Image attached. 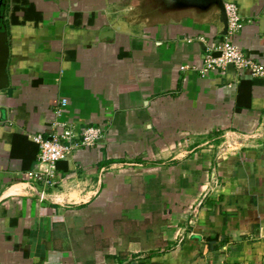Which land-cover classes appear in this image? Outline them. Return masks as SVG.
I'll return each instance as SVG.
<instances>
[{"label": "crops", "instance_id": "1", "mask_svg": "<svg viewBox=\"0 0 264 264\" xmlns=\"http://www.w3.org/2000/svg\"><path fill=\"white\" fill-rule=\"evenodd\" d=\"M28 1L40 26L10 25L0 6V264H264V78L201 76L225 40L219 11ZM223 1L244 21L232 43L264 67V0ZM57 122L104 135L44 190L10 140L50 137Z\"/></svg>", "mask_w": 264, "mask_h": 264}, {"label": "built area", "instance_id": "2", "mask_svg": "<svg viewBox=\"0 0 264 264\" xmlns=\"http://www.w3.org/2000/svg\"><path fill=\"white\" fill-rule=\"evenodd\" d=\"M224 10L227 19V34L225 40L216 47L207 49L204 63L199 70L201 76L217 70H226L233 66L236 71H248L252 77L264 78V67L250 57L243 54L233 43L234 37L244 27V21L239 14V9L234 3H225ZM214 53H219L218 57ZM64 101L62 106H65ZM55 131L50 137L41 134L33 135L31 140L37 144L39 153L37 164L26 173L27 179L42 185L44 190L52 188L56 181V164L65 161L79 149H93L103 138V131L98 127H87L80 132L72 125L57 122ZM206 196L203 197L204 200ZM39 199H46L45 191L39 194Z\"/></svg>", "mask_w": 264, "mask_h": 264}, {"label": "trees", "instance_id": "3", "mask_svg": "<svg viewBox=\"0 0 264 264\" xmlns=\"http://www.w3.org/2000/svg\"><path fill=\"white\" fill-rule=\"evenodd\" d=\"M26 22H33L35 26H40L42 23L41 13L28 0H14L8 23L10 25H21ZM10 145V157L21 160L23 170L26 173L34 169L39 153L37 144L30 142L26 136L14 133L11 135Z\"/></svg>", "mask_w": 264, "mask_h": 264}, {"label": "water", "instance_id": "4", "mask_svg": "<svg viewBox=\"0 0 264 264\" xmlns=\"http://www.w3.org/2000/svg\"><path fill=\"white\" fill-rule=\"evenodd\" d=\"M173 4L181 7L195 8L198 10L206 11L214 8L219 11V20L223 26L222 35L227 34V19L224 10L223 0H173ZM106 36V35H105ZM107 36H111V33H107ZM215 57L219 56V53H214ZM9 58V45L5 28L0 27V88H3L7 84L6 68ZM228 70H235L233 66H229Z\"/></svg>", "mask_w": 264, "mask_h": 264}, {"label": "rangeland", "instance_id": "5", "mask_svg": "<svg viewBox=\"0 0 264 264\" xmlns=\"http://www.w3.org/2000/svg\"><path fill=\"white\" fill-rule=\"evenodd\" d=\"M6 3H11V7L13 6V0H0V6H2L5 9V4ZM227 155V154H226ZM225 157V155L223 156ZM210 193V192H209ZM207 193V195L209 194Z\"/></svg>", "mask_w": 264, "mask_h": 264}]
</instances>
